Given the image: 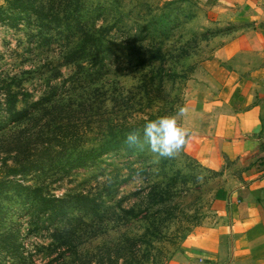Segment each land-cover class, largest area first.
I'll return each instance as SVG.
<instances>
[{"label":"rangeland","instance_id":"374dc122","mask_svg":"<svg viewBox=\"0 0 264 264\" xmlns=\"http://www.w3.org/2000/svg\"><path fill=\"white\" fill-rule=\"evenodd\" d=\"M205 1L0 4V153L10 121L39 118L71 121L60 130L70 143L67 154L88 159L84 167H71L65 153L44 166L45 174L30 176L28 184L41 182L47 193L64 199L67 195L70 218H81L95 201L119 211L135 205L145 219L147 203L156 204L153 188H167L166 201L155 205L144 226L136 221L124 224L112 213L89 212L87 224L93 217L104 220L97 219L98 229L83 235L82 248L103 257L102 264H168L189 236L213 223L211 203L224 192L226 179L200 166L186 148L172 159L155 157L146 145L133 154L102 148L110 122L141 126L142 132L145 122L175 116L179 106L189 109L179 123L190 133L194 129L200 113L201 66L217 48L214 39L226 35L219 24L231 17L216 20ZM10 77L21 86L11 91L3 86L2 80ZM12 92L19 93V116L10 112ZM38 101L46 108L35 113ZM3 213L0 264H29L22 255L28 253L37 255L34 264L57 263L52 261L56 255L39 252L52 243L51 224L38 221L40 229L34 228L19 204L7 202Z\"/></svg>","mask_w":264,"mask_h":264},{"label":"crops","instance_id":"0c3cea01","mask_svg":"<svg viewBox=\"0 0 264 264\" xmlns=\"http://www.w3.org/2000/svg\"><path fill=\"white\" fill-rule=\"evenodd\" d=\"M205 2L216 20L231 17L201 66L200 113L186 151L226 187L211 203L213 223L168 264H264V0Z\"/></svg>","mask_w":264,"mask_h":264},{"label":"trees","instance_id":"16d2710c","mask_svg":"<svg viewBox=\"0 0 264 264\" xmlns=\"http://www.w3.org/2000/svg\"><path fill=\"white\" fill-rule=\"evenodd\" d=\"M2 84L10 91L21 86L15 77L2 80ZM18 96L19 93L12 92L8 100L10 112L16 116L20 114L17 111ZM34 105L35 113L46 108V106L41 107L40 101ZM68 122L71 121H67L66 124H69ZM66 124L64 121H39V118L34 121L33 119L29 121L19 119L9 122V129L4 134L5 141L0 153V164L2 165L0 168V215L4 214L3 211L6 210L7 202H9L12 205L19 204L21 210L27 212L30 217L29 224L34 228L40 229V226L37 227L36 224L38 221L51 224L55 228V233L51 236L52 243L48 247L42 246L43 248H40L39 252L46 251L45 255L48 257L56 255V258L52 260L56 261V264H93L94 260H97L96 264H102L103 257L95 255V253L90 254L82 248L83 235L87 234L89 230L96 231L98 229L97 219L104 220L103 217H93L90 219L92 224H87L86 217L89 216V212L94 216L105 212L112 213L122 219L124 224L136 221L137 223L143 222L141 225L144 226V223L148 221L145 219L154 211L155 205L160 206L164 202L167 188H153L154 199L152 201L153 203L156 201V204L147 203L145 212L148 215L145 219L142 215L144 211H138L135 205L129 209L122 208L119 211L115 206L107 205L104 202L97 204L95 201L88 204L90 210H85V214L81 218H70V204L67 202V195L64 199L50 192L47 193L41 182L38 185L28 184L31 182L30 176L35 178L36 174H40L38 172L45 174L44 166L53 164L54 159L61 155L65 157V153L66 160H71L70 163L67 162L71 167H84L87 164L88 159L85 155L79 154L75 159H72L67 154L70 151V143L66 144L67 138L60 135V130ZM114 124L110 122L107 127L108 134L102 147L104 152L116 149H125L130 154L136 152L138 147L126 145L125 138L129 132L138 130L141 126H136L133 129L130 126ZM95 151L92 150L90 160H92L91 158L94 156L92 153ZM2 154L3 157H1ZM155 213L160 214L159 211ZM158 218L156 217L157 220ZM1 236L3 235L1 234ZM22 255L29 259H26L29 264H34L33 258L37 256L33 253ZM104 255L106 256V254ZM108 256L111 260L112 255L108 254Z\"/></svg>","mask_w":264,"mask_h":264},{"label":"clouds","instance_id":"9594fccd","mask_svg":"<svg viewBox=\"0 0 264 264\" xmlns=\"http://www.w3.org/2000/svg\"><path fill=\"white\" fill-rule=\"evenodd\" d=\"M188 112L186 106H179L175 116H162L146 122L142 133L134 130L126 135V145L141 149L146 145L157 158H176L185 150L191 138L189 130L178 119L187 117Z\"/></svg>","mask_w":264,"mask_h":264}]
</instances>
